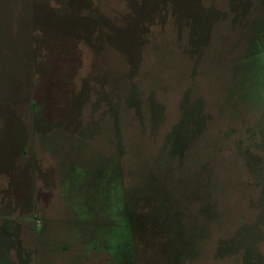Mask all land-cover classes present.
I'll use <instances>...</instances> for the list:
<instances>
[{"label": "rangeland", "instance_id": "1", "mask_svg": "<svg viewBox=\"0 0 264 264\" xmlns=\"http://www.w3.org/2000/svg\"><path fill=\"white\" fill-rule=\"evenodd\" d=\"M0 264H264V0H0Z\"/></svg>", "mask_w": 264, "mask_h": 264}]
</instances>
